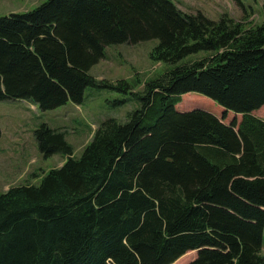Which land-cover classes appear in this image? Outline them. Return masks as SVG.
Wrapping results in <instances>:
<instances>
[{"label":"trees","instance_id":"16d2710c","mask_svg":"<svg viewBox=\"0 0 264 264\" xmlns=\"http://www.w3.org/2000/svg\"><path fill=\"white\" fill-rule=\"evenodd\" d=\"M152 40L169 66L142 91L90 74L108 46ZM89 87L138 108L105 120L79 158L65 132L35 131L44 158L66 160L0 192V264H174L190 251L189 264H264V0L258 25L171 0H47L0 17V101L48 111ZM194 93L212 111L185 110Z\"/></svg>","mask_w":264,"mask_h":264},{"label":"rangeland","instance_id":"374dc122","mask_svg":"<svg viewBox=\"0 0 264 264\" xmlns=\"http://www.w3.org/2000/svg\"><path fill=\"white\" fill-rule=\"evenodd\" d=\"M47 0H0V17L13 13H25L39 7ZM186 14L202 13L212 20H219L228 14L236 21L247 20V24L262 22L263 0H171ZM156 40L136 45L118 44L108 46L106 55L94 65L90 74L98 80L117 82L139 78L141 84L136 91H142L144 83L165 73L168 64L155 63L150 58ZM204 54L195 56L200 60ZM195 94V93H194ZM183 97L185 110L202 108L211 110L213 101L199 94ZM138 108L137 102L123 94L98 88H87L81 105L73 102L41 111L29 100L0 101V192L18 185L37 184L52 169L63 166L66 157L54 154L44 158L39 151L35 131L47 124L52 129L65 132L67 142L74 148V157L79 158L94 139L100 125L107 119L120 122ZM254 115L264 119V107ZM242 116L228 112L226 123L241 121ZM197 255L190 251L174 264H189Z\"/></svg>","mask_w":264,"mask_h":264},{"label":"crops","instance_id":"0c3cea01","mask_svg":"<svg viewBox=\"0 0 264 264\" xmlns=\"http://www.w3.org/2000/svg\"><path fill=\"white\" fill-rule=\"evenodd\" d=\"M3 192H6L5 188H4V191Z\"/></svg>","mask_w":264,"mask_h":264}]
</instances>
